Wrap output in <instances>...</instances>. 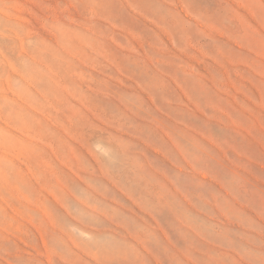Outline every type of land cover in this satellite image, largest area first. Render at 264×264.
<instances>
[{"label": "rangeland", "instance_id": "obj_1", "mask_svg": "<svg viewBox=\"0 0 264 264\" xmlns=\"http://www.w3.org/2000/svg\"><path fill=\"white\" fill-rule=\"evenodd\" d=\"M0 264H264V0H0Z\"/></svg>", "mask_w": 264, "mask_h": 264}, {"label": "bare ground", "instance_id": "obj_2", "mask_svg": "<svg viewBox=\"0 0 264 264\" xmlns=\"http://www.w3.org/2000/svg\"><path fill=\"white\" fill-rule=\"evenodd\" d=\"M16 33V32H15ZM20 40V39H19ZM21 44V43H20ZM10 61V60H9ZM15 61V60H14ZM11 63V62H10ZM9 64V63H8ZM10 66V65H9Z\"/></svg>", "mask_w": 264, "mask_h": 264}]
</instances>
